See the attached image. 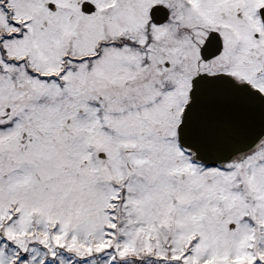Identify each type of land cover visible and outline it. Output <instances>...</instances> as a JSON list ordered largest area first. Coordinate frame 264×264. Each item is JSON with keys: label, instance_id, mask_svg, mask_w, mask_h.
Listing matches in <instances>:
<instances>
[{"label": "snow or ice", "instance_id": "1", "mask_svg": "<svg viewBox=\"0 0 264 264\" xmlns=\"http://www.w3.org/2000/svg\"><path fill=\"white\" fill-rule=\"evenodd\" d=\"M0 264H264V0H0Z\"/></svg>", "mask_w": 264, "mask_h": 264}]
</instances>
